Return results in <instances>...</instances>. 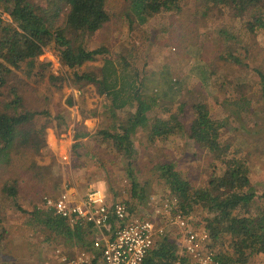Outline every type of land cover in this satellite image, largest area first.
Instances as JSON below:
<instances>
[{"label": "rangeland", "instance_id": "374dc122", "mask_svg": "<svg viewBox=\"0 0 264 264\" xmlns=\"http://www.w3.org/2000/svg\"><path fill=\"white\" fill-rule=\"evenodd\" d=\"M32 1L43 5V0ZM106 1L110 21L100 32L88 36L85 45L88 49L103 46L106 58L125 57L144 82L147 96L159 99L149 117L168 119L176 115L185 133L155 144L147 141L145 130L134 136L137 156L133 173L145 191V199L133 200L127 162L98 135L99 131L116 128L117 119L125 117L123 111L114 118L107 108L109 101L100 97L95 87H74L52 48L37 58L38 65L31 73L26 64L14 70L0 92V100L11 101L15 89L25 108L47 111L54 120L40 117L35 122L46 126L48 150L38 155L29 148L16 147L14 161L0 168V264H44L55 248L81 249L29 221V213L35 208L46 209L45 198L57 197L66 189L84 196L92 187L100 186L110 200L128 203L140 216L150 213L147 206L151 196L173 202L160 178L158 167L162 163H172L193 188L206 187L222 167L186 137L193 120L192 107L198 102L208 104L212 117L222 123L221 141L246 161L257 195L264 189V99L257 72L264 71V31L248 33L244 19L228 10L220 14L213 9L207 18H198L202 0H183L181 11L161 13L142 25L131 21L132 0ZM2 17L11 22L6 14ZM222 31L229 35L222 36ZM227 44L233 51L239 47L248 50L243 64H232ZM104 58L90 67L98 70ZM51 74L66 79L62 88L50 81ZM170 81L180 82L182 89L170 90ZM242 96L253 98L249 112L236 105ZM167 107L171 108L169 114L164 111ZM79 132L89 135L82 139L83 148L75 150L74 135ZM13 185L17 200L5 192ZM195 210L192 220L201 228L207 212L200 207ZM249 264H264V255L254 257Z\"/></svg>", "mask_w": 264, "mask_h": 264}, {"label": "trees", "instance_id": "16d2710c", "mask_svg": "<svg viewBox=\"0 0 264 264\" xmlns=\"http://www.w3.org/2000/svg\"><path fill=\"white\" fill-rule=\"evenodd\" d=\"M182 1L132 0L131 21L142 25L161 13L181 11ZM106 4V0H43V5L32 0H0V92L7 86L14 70H21L26 64L31 73L38 65L37 58L46 48H52L74 87H95L97 94L109 101L107 108L114 118L123 111L125 117L117 119L116 128L99 131L98 135L127 162L131 198L143 201L145 191L133 173L137 156L134 136L145 130L147 141L155 144L183 136L185 128L176 115L168 119L149 117V113L158 107L159 99L147 96L144 82L125 57L106 58L107 50L103 46L88 49L85 45L88 36L100 32L110 21ZM263 5L264 0H202L196 15L207 18L213 9L220 14L228 10L235 17L244 19L246 31L254 35L264 31ZM3 14L9 16L11 22H6ZM221 34L224 37L229 35L227 31ZM227 47L232 64H243L248 50L239 47L238 51H233L231 44ZM102 57H105L102 67L98 70L90 67L89 64ZM257 72L264 99V71ZM212 76L213 72H210ZM49 78L59 84V88L66 81L60 75L51 74ZM168 87L179 92L182 84L170 81ZM12 95L9 102L0 100V168L14 161L16 147L29 148L38 155L42 150H48L46 126H38L35 122L40 117L54 120L47 111L34 112L25 108L15 89ZM252 101L253 98L242 96L236 105L249 112ZM192 109L193 120L186 137L206 152L214 164L221 165L222 170L203 188H193L172 163H162L158 167L160 178L170 190L168 197L178 201V212L187 217L193 215L196 207L207 212L203 227L209 236L208 247L221 264H249L254 257L264 255V189L258 196L251 186L246 161L236 153L232 154V147L221 141L223 125L212 117L209 105L198 102ZM164 111L169 114L171 108ZM88 135L80 132L74 135L75 150L83 148L82 139ZM7 187L8 196L17 200L16 185ZM18 209L26 213L20 206ZM29 218L31 223L38 224L66 244L93 251L96 231L92 224L82 221L72 224L47 208H35ZM177 250L175 243L164 239L147 256L144 264H174Z\"/></svg>", "mask_w": 264, "mask_h": 264}, {"label": "built area", "instance_id": "2783aa9c", "mask_svg": "<svg viewBox=\"0 0 264 264\" xmlns=\"http://www.w3.org/2000/svg\"><path fill=\"white\" fill-rule=\"evenodd\" d=\"M44 205L72 224L90 223L96 231L93 251L55 248L44 264H144L164 239L178 248L174 264H221L208 247L204 227H195L192 216L178 212L177 200L151 196L150 213L139 216L95 186L84 196L66 189L55 199L45 198Z\"/></svg>", "mask_w": 264, "mask_h": 264}, {"label": "crops", "instance_id": "0c3cea01", "mask_svg": "<svg viewBox=\"0 0 264 264\" xmlns=\"http://www.w3.org/2000/svg\"><path fill=\"white\" fill-rule=\"evenodd\" d=\"M74 193V192H73ZM75 194V193H74ZM76 195V194H75ZM76 196H78V195H76Z\"/></svg>", "mask_w": 264, "mask_h": 264}]
</instances>
